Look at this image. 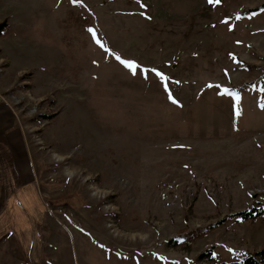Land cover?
Instances as JSON below:
<instances>
[{
	"label": "rangeland",
	"instance_id": "obj_1",
	"mask_svg": "<svg viewBox=\"0 0 264 264\" xmlns=\"http://www.w3.org/2000/svg\"><path fill=\"white\" fill-rule=\"evenodd\" d=\"M0 24V94L37 110L0 111V264L264 249V0H0Z\"/></svg>",
	"mask_w": 264,
	"mask_h": 264
},
{
	"label": "trees",
	"instance_id": "obj_2",
	"mask_svg": "<svg viewBox=\"0 0 264 264\" xmlns=\"http://www.w3.org/2000/svg\"><path fill=\"white\" fill-rule=\"evenodd\" d=\"M0 24V29L3 27ZM261 213V208L256 209L255 207L249 210H242L234 213H230L229 216H239L244 218L255 217ZM222 221V220H220ZM220 221L218 223H220ZM239 255L238 259L232 261H221L216 262L214 254V245L205 248L199 255L198 261L200 264H264V249H260L254 252H237ZM202 261V262H201Z\"/></svg>",
	"mask_w": 264,
	"mask_h": 264
},
{
	"label": "crops",
	"instance_id": "obj_3",
	"mask_svg": "<svg viewBox=\"0 0 264 264\" xmlns=\"http://www.w3.org/2000/svg\"><path fill=\"white\" fill-rule=\"evenodd\" d=\"M15 73H19V72H15ZM31 73V78L25 83L24 81V83L25 84H22V86H21V88H24V89H34V86H32L33 85V78H34V75L32 74V72H30ZM35 73V72H34ZM16 76H15V78H13V79H10V76H11V74H9L8 73V69H6V71H4V73L2 74V76H0V89H16V88H18V87H20V85H17V79H18V76L19 75H17V74H15ZM12 78V77H11ZM45 83H48V84H50V81L49 80H46L45 78H41V82H40V89H38V91H43V90H45V89H43V87H44V84ZM51 84L52 85H54V83L53 82H51ZM25 85V86H24ZM54 87L55 88H58L57 90H61V89H64L65 88V84H63V82L61 81V82H57V84L56 85H54ZM53 87V88H54ZM70 87L71 88H81L80 87V84H73V85H70ZM52 87L50 88V89H53ZM49 89V90H50ZM1 110H5V111H8V112H10V113H12L14 116H15V114H14V112L12 111V109L9 107V106H7L6 104H4V103H1L0 104V111ZM59 113V112H58ZM58 115V114H57ZM57 115H55L54 116V113L52 114V116L51 117H49V120H48V123H46L43 127V130H45V127L48 125V124H50L55 118H56V116ZM18 120V119H17ZM19 121V120H18Z\"/></svg>",
	"mask_w": 264,
	"mask_h": 264
},
{
	"label": "built area",
	"instance_id": "obj_4",
	"mask_svg": "<svg viewBox=\"0 0 264 264\" xmlns=\"http://www.w3.org/2000/svg\"><path fill=\"white\" fill-rule=\"evenodd\" d=\"M1 72H2V69L0 68V73ZM24 99L25 98L23 97V95H21L20 92L17 93V91L16 92H10L8 94V97L7 96H3V95L0 94V104L4 103L7 106H9L12 109V111L14 112L15 115L17 113L16 109L17 108L22 109L23 106H25V110L27 111V113L29 115L35 114L36 111H37L36 110V105L26 106L25 104H23ZM33 112H35V113H33ZM253 194H255V193H253Z\"/></svg>",
	"mask_w": 264,
	"mask_h": 264
},
{
	"label": "snow or ice",
	"instance_id": "obj_5",
	"mask_svg": "<svg viewBox=\"0 0 264 264\" xmlns=\"http://www.w3.org/2000/svg\"><path fill=\"white\" fill-rule=\"evenodd\" d=\"M214 2L219 3V0H209V3H214ZM93 35H95V34H93ZM97 43H99V41H97ZM100 46L103 47V45H100ZM117 59L119 60L120 58L117 57ZM121 63H123L125 67L131 69L133 71V74H135V70H136L137 66L133 62L121 61ZM158 75H159V73H158ZM237 99H238V97H237ZM173 102L175 103V101H173ZM261 107L264 108V105H261ZM237 115H239V112H237Z\"/></svg>",
	"mask_w": 264,
	"mask_h": 264
}]
</instances>
